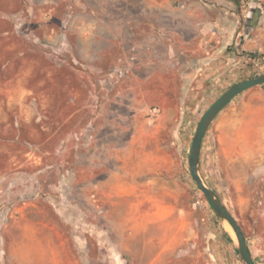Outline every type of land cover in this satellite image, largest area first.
Masks as SVG:
<instances>
[{
    "label": "rangeland",
    "instance_id": "1",
    "mask_svg": "<svg viewBox=\"0 0 264 264\" xmlns=\"http://www.w3.org/2000/svg\"><path fill=\"white\" fill-rule=\"evenodd\" d=\"M147 1L124 0L134 36L113 62L104 22L76 40L74 0H0V264H245L188 158L204 112L264 74V0H156L149 18ZM246 100L212 121L198 171L264 264Z\"/></svg>",
    "mask_w": 264,
    "mask_h": 264
},
{
    "label": "crops",
    "instance_id": "2",
    "mask_svg": "<svg viewBox=\"0 0 264 264\" xmlns=\"http://www.w3.org/2000/svg\"><path fill=\"white\" fill-rule=\"evenodd\" d=\"M146 4V13L149 18L157 3L156 0H148ZM70 8L74 10V13L69 16L72 18L71 31L76 40L90 46L100 42L96 35L100 22H104V59L108 56L113 62L119 61L124 54V43L130 40L126 38V32L128 36L130 34L134 36L131 20H126L124 0H116V2L96 0L90 3L74 0ZM92 55L93 53L84 54V57L87 59ZM96 55L93 56L100 57ZM244 95L248 96V100L244 102L240 110L244 122L243 129L244 132L252 134V144L261 154L264 153V91L261 89L248 90L244 92Z\"/></svg>",
    "mask_w": 264,
    "mask_h": 264
},
{
    "label": "water",
    "instance_id": "3",
    "mask_svg": "<svg viewBox=\"0 0 264 264\" xmlns=\"http://www.w3.org/2000/svg\"><path fill=\"white\" fill-rule=\"evenodd\" d=\"M264 85V74L252 77L243 81H240L230 87L224 94H222L202 115L200 118L194 137L191 142L188 164H189V173L192 180L195 182L199 191L203 194L208 205L212 210L218 215L219 218L226 221L231 227L238 245V252L245 264H255L250 251L247 247L245 238L241 231V228L237 224L234 217L225 207L223 202L217 197V195L208 188L202 178L199 175L198 165L200 158V151L203 139L208 130V127L215 119V117L238 95L244 93L245 91L256 87Z\"/></svg>",
    "mask_w": 264,
    "mask_h": 264
},
{
    "label": "bare ground",
    "instance_id": "4",
    "mask_svg": "<svg viewBox=\"0 0 264 264\" xmlns=\"http://www.w3.org/2000/svg\"><path fill=\"white\" fill-rule=\"evenodd\" d=\"M227 225V228L229 229V231H232V229H231V227L228 225V224H226ZM231 229V230H230ZM231 233H233V231L231 232ZM234 234V233H233Z\"/></svg>",
    "mask_w": 264,
    "mask_h": 264
}]
</instances>
